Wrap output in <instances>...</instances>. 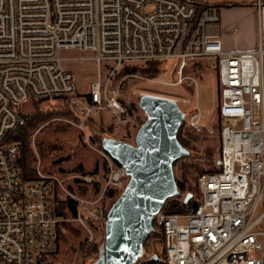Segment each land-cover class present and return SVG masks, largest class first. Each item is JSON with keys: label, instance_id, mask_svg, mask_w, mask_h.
Returning <instances> with one entry per match:
<instances>
[{"label": "built area", "instance_id": "1", "mask_svg": "<svg viewBox=\"0 0 264 264\" xmlns=\"http://www.w3.org/2000/svg\"><path fill=\"white\" fill-rule=\"evenodd\" d=\"M254 1L257 43L251 50L229 53L219 40L216 5L189 0H0V264H36L38 256L52 251L57 226L65 221L51 206L58 192L76 203L71 220L88 230L90 223H106L102 199L112 202L129 180L124 168L101 150V174L57 177L40 171L38 162L37 178L24 181L17 164L21 144L7 141L20 117L28 115L21 105L59 103L81 120L65 123L81 131L88 120L109 113L131 138L132 110L118 98L129 78L155 79L129 74L113 83L118 72L174 60L177 78L168 85H182L188 62L205 59L215 61L218 71L219 158L215 170L197 176L192 211L163 208L153 216L163 252L158 261L264 264V0ZM71 49L90 53L98 70L106 71L105 79L91 82L86 94L79 93L74 75L64 68L61 52ZM144 94L178 105L175 98ZM202 120L195 109L185 115V127L196 129ZM75 187L98 190L99 195L88 202L73 196ZM92 243L86 238L84 245ZM150 257L135 264H147Z\"/></svg>", "mask_w": 264, "mask_h": 264}, {"label": "rangeland", "instance_id": "2", "mask_svg": "<svg viewBox=\"0 0 264 264\" xmlns=\"http://www.w3.org/2000/svg\"><path fill=\"white\" fill-rule=\"evenodd\" d=\"M189 1L202 2L212 6L216 5L219 8V27L222 36L224 30L223 11L229 7L241 8L243 12L237 13L235 16L236 21L239 23V32L243 38L252 37L257 19L254 0ZM91 56L88 52L83 53L75 49L61 52L64 68L74 75L76 88L81 94H86L91 82L98 80V78L104 80L106 77L104 68L98 70L96 64L90 60ZM81 58L84 61L79 60ZM174 66V60L163 62L160 66L158 77L151 82H143L133 78H129L125 82V91L119 96L118 100L124 106H130L132 110L133 127L131 129V138L129 137V133H126L125 130L113 123V119L109 113H105L102 119L93 121V125L99 126L101 132H104L111 138L132 144L137 132L136 130L146 119V116H144L139 108L138 102L142 94L153 93L168 96L173 99L175 98L178 102L179 109L184 115L198 109L203 115L202 125L196 129H187L184 122V125L181 127L180 135L187 142L188 149L191 151L190 155L179 158L180 160H178L172 170L175 181L180 183L184 188L183 193L192 191L194 194H197V188L195 187L197 176L202 172L215 170L219 158V116L217 114L219 102L218 71L216 70V62L210 59L188 62L184 73L185 83L170 86L168 83L173 82V80L175 81L177 78V73L173 72ZM134 74L139 75L138 73ZM117 75L113 83L117 81ZM50 105L56 104L43 102L41 110L46 109L45 107ZM21 106L22 111L26 114L33 111L32 105L28 103ZM65 120L74 121L75 124L81 121L64 118L62 114H51L47 120L30 130L29 134L31 136L29 141L32 150L31 153L34 157V161L32 162L33 166L36 168L38 162H40V171L44 174L48 173L57 177L64 174L72 176L75 173L89 175L95 172L101 174L99 172L102 161L98 152L102 150L99 147V140L103 135L99 132L98 138H95L97 144H92L88 139L90 133L86 129L81 131L74 126L72 127L66 124ZM111 125L112 129H109L108 127ZM40 144L44 149L39 150ZM51 148H54V150H51ZM42 151L44 152L42 153ZM71 191H73L74 197L85 199L88 202L95 200L99 195L97 194L98 190L94 193L93 190H77L75 187ZM58 196L59 200H61L65 199L66 195L58 192ZM118 197V195H114L112 202L108 201L106 197L102 199L101 205L103 211L105 210V206L107 207L104 215H107L109 209ZM180 200L181 197L165 200L163 205L164 210L177 212L180 208L174 209L173 206L175 204L180 206ZM195 200L196 198L194 197L190 202L192 203ZM64 213H67L65 209ZM64 220L61 227L57 226L59 235L57 243L41 264H93L96 262L101 246L105 240L106 223H90L88 230H85L78 222H73L69 214L65 215ZM86 238H92L93 243L91 248L86 249L82 246ZM158 238V236H151L142 245L144 255L139 257L140 261L146 260L153 254H156L158 258L163 257Z\"/></svg>", "mask_w": 264, "mask_h": 264}, {"label": "water", "instance_id": "3", "mask_svg": "<svg viewBox=\"0 0 264 264\" xmlns=\"http://www.w3.org/2000/svg\"><path fill=\"white\" fill-rule=\"evenodd\" d=\"M138 102L146 119L132 144L111 137H104L100 144L129 180L106 215L105 240L93 264H135L153 229V216L165 200L179 193L172 165L188 155L177 141L185 115L175 101L166 98L144 94ZM152 260L158 262L156 256Z\"/></svg>", "mask_w": 264, "mask_h": 264}, {"label": "trees", "instance_id": "4", "mask_svg": "<svg viewBox=\"0 0 264 264\" xmlns=\"http://www.w3.org/2000/svg\"><path fill=\"white\" fill-rule=\"evenodd\" d=\"M160 66H161L160 63H158V64L152 63V64H146L143 67H133V68H129V69L123 68L120 70L119 74L117 75L116 80H120L122 77L129 75V74H134V73H138L142 77H147L149 79H155L156 77H158V75L160 73L159 72ZM43 102H45V101L44 100L33 101L32 102L33 111L31 113H29L28 115H22L19 119L20 123H19L17 129L14 132L7 134L8 135L7 141H9V142L18 141L21 144L22 156L19 159V161L17 162V164H19V167L21 170V177L23 178L24 181H31V180L37 178V175L35 172V167L33 166V163H32L34 161V157L31 153L32 150L30 148V141H29L30 136H31V134H29L30 130L33 129L36 125L47 120L48 116L51 114H53V115L54 114L55 115L56 114H62L64 116V118H67V119L69 118V119H72L75 121H80V118L75 116L74 113H71L65 107H63L61 104H59V103L56 104L53 101L46 102V103H54L56 105H50V106L45 107L46 109L41 110ZM127 108L130 109V106H128ZM93 123L94 122L92 120H88L85 123V129L87 132L90 133V136L88 139H89L90 143H92V144H97V141L95 140V138L96 137L98 138L99 132H100V134L103 135L101 137V139L99 140V147H100L102 139L104 137H109V135L105 134L104 132H101L99 126L93 125ZM183 125H184V122L182 123V125L178 129L179 131L177 134V141L188 152V155H190L191 151L188 149V144H187V142H185V140H183L182 136L180 135L181 130H182L181 127ZM108 128L112 129V126H109ZM39 148H40L39 150L44 149V148H42L41 144H40ZM51 150H54V148H51ZM43 152L44 151H42V153ZM178 160H180V159H178ZM178 160H176V162L173 163L172 168H174V166L176 165ZM78 171L82 172L81 170H78ZM205 172H210V171H205ZM205 172H202L201 174H204ZM175 183H176V188L178 189L179 193H178L177 197H174V198L177 199V198L181 197V200L179 202L180 206H178V204H175L173 206L174 209L180 208V210H178L177 212H185V213L192 211V209L195 207L197 202L193 201L191 203L190 200L194 197L197 199L198 195L194 194L192 191L183 193L184 188L181 186V184L178 183L177 181H175ZM187 196H190V198L187 201V203H185L184 198H186ZM51 206H52L53 213L55 214V216L60 218V219H64L66 214H69V216L71 218L75 217L77 205L75 202H73L69 198L59 200V198H57V196H55L51 200ZM64 209L67 211V213H64ZM63 223L64 222H62L58 226L61 227L63 225ZM152 226H153V229L151 231L152 233L149 234V236L146 238L145 242L147 240H149V238L151 236H154V237L158 236L159 237L158 232H156L157 226L155 225L154 222H153ZM55 235H56V241H55V244H56L58 237H59L57 229H56ZM82 246L84 248H86L84 244H82ZM88 248H86V249H88ZM143 255H144V248H143ZM154 256H156L158 258V256L156 254ZM46 257L47 256H38L36 264H41L42 262H44ZM161 263H162L161 261H158V262L153 261L152 257H150L149 262L147 264H161Z\"/></svg>", "mask_w": 264, "mask_h": 264}, {"label": "crops", "instance_id": "5", "mask_svg": "<svg viewBox=\"0 0 264 264\" xmlns=\"http://www.w3.org/2000/svg\"><path fill=\"white\" fill-rule=\"evenodd\" d=\"M220 11V10H219ZM224 12L223 36L220 29V37L222 49L225 52H245L255 47L256 40V26L252 37L243 38L239 32L238 22L236 21V14L243 12L241 8L229 7ZM237 25V26H236Z\"/></svg>", "mask_w": 264, "mask_h": 264}]
</instances>
